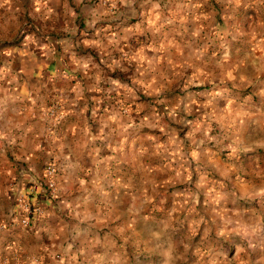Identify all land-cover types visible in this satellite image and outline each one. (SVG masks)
Listing matches in <instances>:
<instances>
[{
    "label": "clouds",
    "instance_id": "obj_1",
    "mask_svg": "<svg viewBox=\"0 0 264 264\" xmlns=\"http://www.w3.org/2000/svg\"><path fill=\"white\" fill-rule=\"evenodd\" d=\"M0 264H264V0H0Z\"/></svg>",
    "mask_w": 264,
    "mask_h": 264
},
{
    "label": "crops",
    "instance_id": "obj_2",
    "mask_svg": "<svg viewBox=\"0 0 264 264\" xmlns=\"http://www.w3.org/2000/svg\"><path fill=\"white\" fill-rule=\"evenodd\" d=\"M81 27H83V25H81ZM55 35V34H54ZM53 67H54V65H53Z\"/></svg>",
    "mask_w": 264,
    "mask_h": 264
}]
</instances>
